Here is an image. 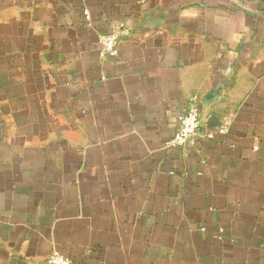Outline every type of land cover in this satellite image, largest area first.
<instances>
[{
    "label": "crops",
    "instance_id": "0c3cea01",
    "mask_svg": "<svg viewBox=\"0 0 264 264\" xmlns=\"http://www.w3.org/2000/svg\"><path fill=\"white\" fill-rule=\"evenodd\" d=\"M54 250L264 264V0H0V264Z\"/></svg>",
    "mask_w": 264,
    "mask_h": 264
},
{
    "label": "built area",
    "instance_id": "2783aa9c",
    "mask_svg": "<svg viewBox=\"0 0 264 264\" xmlns=\"http://www.w3.org/2000/svg\"><path fill=\"white\" fill-rule=\"evenodd\" d=\"M84 18L88 21L90 15L88 11H84ZM128 36V29H123L120 32H112L100 35L98 40L100 43L101 56H115L117 54V43L119 37ZM178 127L172 137L165 143L167 147L178 148L186 145H193L196 139L200 136V109L197 105L196 97L191 98V102L178 115ZM224 126L219 127L216 131L207 134L211 138L214 132L223 133ZM46 264H71L70 260L63 256L58 251H52L46 259Z\"/></svg>",
    "mask_w": 264,
    "mask_h": 264
}]
</instances>
